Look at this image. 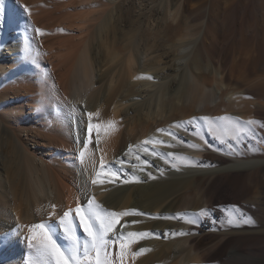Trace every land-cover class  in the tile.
Masks as SVG:
<instances>
[{
  "label": "bare ground",
  "instance_id": "bare-ground-1",
  "mask_svg": "<svg viewBox=\"0 0 264 264\" xmlns=\"http://www.w3.org/2000/svg\"><path fill=\"white\" fill-rule=\"evenodd\" d=\"M66 1L83 10L64 25L68 20L63 24L39 15L46 0H5L0 23V233L19 226V234L0 242V264H25L35 255L26 241L27 226L56 224L63 211L83 202L84 192L108 209L148 214L122 218V224L140 221L127 225L128 231L156 234L132 245V251H151L134 260L129 255L127 264H264V249H244L247 241L264 240V184L252 199L238 202L236 196L245 189L238 190L232 181L262 172L264 183V140L220 143L200 120L186 129L172 127L179 139L156 131L193 117L214 119L231 112L251 119L253 111L243 102L249 89L236 85L232 73L220 67L207 71L198 51L216 0H205L206 6L194 0ZM194 13L205 17L200 31L190 24L191 16H200ZM65 26L75 37L61 39L64 31L58 29ZM219 92L229 98L214 104ZM87 112L99 113L94 123L111 120L114 127L102 128L98 136L94 132L83 149ZM194 128L203 138L193 134ZM149 138L170 142L152 147L176 154L175 160L168 159L178 168L144 152L141 142ZM101 156L125 163L113 165L118 178L102 176L103 185H92ZM143 159L149 164L143 165ZM232 205L240 209L238 218L242 213L251 222L227 224ZM204 208L210 216L194 215ZM53 211L56 216H49ZM190 218L197 222L188 223ZM181 231L187 234L164 235ZM78 234L84 238L79 229ZM54 238L68 246L58 224Z\"/></svg>",
  "mask_w": 264,
  "mask_h": 264
},
{
  "label": "snow or ice",
  "instance_id": "snow-or-ice-1",
  "mask_svg": "<svg viewBox=\"0 0 264 264\" xmlns=\"http://www.w3.org/2000/svg\"><path fill=\"white\" fill-rule=\"evenodd\" d=\"M27 11V9H25ZM5 0H0V23L3 22L5 15ZM36 34L43 35V32L39 28L34 29ZM58 31H64L58 29ZM27 50V49H26ZM151 78V77H147ZM99 113L87 112V125L86 133L87 138L83 141V149H87L89 144L93 141V133L99 135L101 129L107 130L114 127V122L109 120L107 125L100 123H94L93 117H98ZM197 120L202 121L209 134L218 139L220 143L231 144L232 141L240 142L243 137L257 138L264 140V133L258 134L257 130H264V121L257 119L240 120L239 118H233L230 116H222L218 118L210 117H193L185 122H176L168 129H157V132L167 133L168 136L174 139H179L176 133H174L172 127H185L194 125ZM193 134L202 137V134L193 129ZM183 143V141H181ZM98 144V141H97ZM154 144L170 145V142L160 139H146L141 142L144 148V152L154 157L163 159L165 163H171L173 168H178L175 162H171L168 158L172 157L176 159L174 153H162L156 151ZM191 147L199 149L197 144H191ZM81 150L78 153L81 161L84 158L85 151ZM133 150V146L129 145V151ZM136 159L141 160L139 154ZM182 160H188V157H181ZM143 165H148L149 161L143 159ZM125 161L123 159L106 161L103 156L100 158V170L96 171L94 178L91 180L92 185H103L105 179L101 177L118 178L119 172L113 170V165L119 164L123 167ZM106 170V171H105ZM139 171H146V168L141 167ZM149 178H155L151 172L147 173ZM162 174V173H161ZM134 179H138L135 178ZM109 182H115L110 180ZM124 183H128V180H124ZM83 202H78L75 208L69 207L66 211H63L62 215H59L56 224L43 221L40 223H34L28 225L29 235L26 237L28 247L34 250L35 255H30L25 264H127L129 255L134 260L136 257L151 251L149 248L140 247L137 251H132V245L137 244L140 240L154 237L156 234L151 231H128L127 225H135L140 223L139 220L132 219L131 221H124L122 224V218L129 216H145L146 213L140 212L137 209H126L121 211L111 210L106 208L103 204L99 203L94 194L87 192L83 193ZM79 200V198H78ZM53 209L55 205L51 206ZM231 213L226 217V223L231 225L238 222V219H242L244 223L251 222L250 218H238L235 213L240 212V209L232 205L230 206ZM177 216H183L184 214L178 213ZM200 217H208L211 215V210L204 208L198 213L194 214ZM49 216H56V212L49 213ZM158 216V214H157ZM171 218V217H165ZM188 223H196L195 219H188ZM58 224L59 228L65 239L68 241V246L64 247L57 242L54 238V229ZM17 230H10L7 233H0V242L7 241L11 236L18 235ZM78 229L83 233V239L78 234ZM171 235H186L181 231L180 233H165L167 236ZM159 238V237H156ZM118 246V247H117Z\"/></svg>",
  "mask_w": 264,
  "mask_h": 264
},
{
  "label": "rangeland",
  "instance_id": "rangeland-1",
  "mask_svg": "<svg viewBox=\"0 0 264 264\" xmlns=\"http://www.w3.org/2000/svg\"><path fill=\"white\" fill-rule=\"evenodd\" d=\"M194 1L201 4L205 0ZM209 1L206 0L205 3L208 4ZM68 3L66 0H46V6L39 12V15L46 18L53 16L58 23L68 20L66 23L63 22L66 25L77 16L79 10H83L81 7L75 9ZM207 4L202 3L204 6ZM215 4L216 7L210 15L207 30L205 29L204 40L198 50L205 59V68L209 71L212 66H216L232 73V80L236 85L249 89L243 100L249 106L248 109L253 111L249 118L264 121V0H216ZM196 14L200 13H194L193 16ZM202 15H196L195 19L191 16L190 24L192 23V27L194 26L198 31L202 29L203 20H205ZM75 35L74 31L67 28L60 38L69 39ZM222 98L227 100L229 97H222L219 92L214 104L220 103ZM228 116L241 120L239 112L228 113ZM206 132H208L207 129ZM257 132L261 134L264 130L258 129ZM255 139L257 143L262 144L263 140ZM196 156L201 157L199 153ZM262 176V172H254L232 179L238 190L245 189V194L236 196L238 202L252 199L260 193L264 184ZM251 247L256 250L264 249V240L253 239L245 242L244 249H251Z\"/></svg>",
  "mask_w": 264,
  "mask_h": 264
}]
</instances>
